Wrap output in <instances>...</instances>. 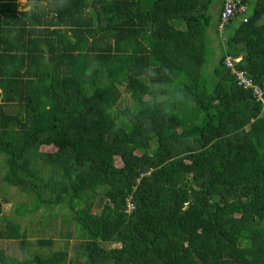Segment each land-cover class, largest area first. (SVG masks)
Wrapping results in <instances>:
<instances>
[{
    "label": "trees",
    "instance_id": "1",
    "mask_svg": "<svg viewBox=\"0 0 264 264\" xmlns=\"http://www.w3.org/2000/svg\"><path fill=\"white\" fill-rule=\"evenodd\" d=\"M213 3L0 0L4 184L31 198L18 214L67 209L77 234L75 261L0 264H264L262 105L225 65L264 91V0L215 30L234 28L210 77ZM0 238L27 245L14 222Z\"/></svg>",
    "mask_w": 264,
    "mask_h": 264
},
{
    "label": "rangeland",
    "instance_id": "2",
    "mask_svg": "<svg viewBox=\"0 0 264 264\" xmlns=\"http://www.w3.org/2000/svg\"><path fill=\"white\" fill-rule=\"evenodd\" d=\"M217 0H213L215 3ZM21 6H24L26 0H19ZM213 3V4H214ZM28 10V7H22L20 10ZM213 18V17H212ZM234 28H227L221 37L215 31L214 18L207 33L206 60L203 74L212 76L213 68L217 65V57L220 54V42L233 32ZM132 101L127 93L122 90V100L120 108L124 109L131 106ZM186 108L183 115L189 124L195 123L196 113L193 108ZM3 157H0V229L5 230L6 222H14L20 227V232L26 235L27 245L23 248L19 242L0 238V254L6 258H14L18 262L32 259L34 255L43 257L51 255L55 251H67L69 259L75 261V253L77 249L76 229L71 221V213L67 209H55V214L51 215V211L42 207L38 212L20 215L17 213L18 206L31 202V198L27 193L17 192L14 189H8L4 184L3 175ZM119 163V162H118ZM120 164V163H119ZM27 198H26V197ZM5 200V201H3ZM53 213V212H52ZM38 240L51 241V245L40 246ZM107 249L108 246L105 245ZM32 257V258H31Z\"/></svg>",
    "mask_w": 264,
    "mask_h": 264
},
{
    "label": "built area",
    "instance_id": "3",
    "mask_svg": "<svg viewBox=\"0 0 264 264\" xmlns=\"http://www.w3.org/2000/svg\"><path fill=\"white\" fill-rule=\"evenodd\" d=\"M222 10L220 12V21L217 25V30L222 33L224 28L228 25V22L233 21L238 15H245L246 6L243 0H221ZM243 22H246V18L243 17ZM240 62V59L226 58L225 65L236 77L238 87L252 91L253 97L257 103L262 105L261 116L264 118V91L255 85L244 72L237 71L235 65ZM128 210H132L133 206L128 202Z\"/></svg>",
    "mask_w": 264,
    "mask_h": 264
},
{
    "label": "crops",
    "instance_id": "4",
    "mask_svg": "<svg viewBox=\"0 0 264 264\" xmlns=\"http://www.w3.org/2000/svg\"><path fill=\"white\" fill-rule=\"evenodd\" d=\"M26 4V3H25ZM24 4V5H25ZM221 11V0H217L214 4V7L212 9V17L214 18V26H215V30H217V22L219 19V13ZM241 57H238L236 59H240Z\"/></svg>",
    "mask_w": 264,
    "mask_h": 264
}]
</instances>
